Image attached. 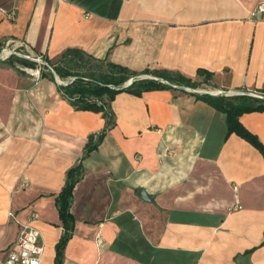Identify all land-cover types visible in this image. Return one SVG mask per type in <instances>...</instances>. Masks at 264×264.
<instances>
[{
	"label": "crops",
	"instance_id": "1",
	"mask_svg": "<svg viewBox=\"0 0 264 264\" xmlns=\"http://www.w3.org/2000/svg\"><path fill=\"white\" fill-rule=\"evenodd\" d=\"M261 2L0 0V50L52 63L73 49L192 79L203 69L213 78L202 86L260 93ZM58 86L0 68V261L31 221L41 264H54L63 233L55 200L81 163L63 264H264V158L227 136L224 114L188 90L122 92L111 102L114 126L86 154L106 121L76 110ZM239 121L264 145V112ZM141 188L152 202L138 198Z\"/></svg>",
	"mask_w": 264,
	"mask_h": 264
},
{
	"label": "trees",
	"instance_id": "2",
	"mask_svg": "<svg viewBox=\"0 0 264 264\" xmlns=\"http://www.w3.org/2000/svg\"><path fill=\"white\" fill-rule=\"evenodd\" d=\"M90 61L97 64L96 69L83 65L86 62L90 63ZM14 62L35 67V63L22 58H15L6 64L12 66ZM44 62L51 68V73L45 74L51 80L54 81V74L62 80L74 78L67 85L57 87L58 92L61 93L63 98L76 110L101 113L106 121L105 129L96 138L93 136L90 137L85 150L86 154L94 150L100 143L105 132L114 126V114L111 110V102L117 94L125 92L140 97L145 92L171 89L170 86L163 84L161 80L167 81L174 86L198 89L202 85H209L213 78L212 73L203 69L197 70L196 79L167 70L150 71L145 69L137 73L126 67L109 62L107 59L98 60L73 49L66 50L54 64L47 60H44ZM79 69L84 70L79 71ZM141 75H151L158 80L137 78ZM130 79H134L131 85L122 88ZM241 92L247 93V91ZM258 92L264 95V90ZM195 96L197 99L202 100L216 111L225 115L227 136L235 134L244 139L264 158V145L255 135L247 131L239 121L240 116L243 114L264 112V99L250 97L247 94L235 96L195 94ZM82 177L83 169L81 163L69 169L66 174L65 184L55 200L63 233L55 246L54 264H63L65 247L74 232L75 219L70 213L72 192L74 186Z\"/></svg>",
	"mask_w": 264,
	"mask_h": 264
},
{
	"label": "built area",
	"instance_id": "3",
	"mask_svg": "<svg viewBox=\"0 0 264 264\" xmlns=\"http://www.w3.org/2000/svg\"><path fill=\"white\" fill-rule=\"evenodd\" d=\"M256 13L258 15H264V2L258 4ZM24 56L30 59V61L39 62L40 58L34 57L32 55H21L16 50L4 48L0 50V61H4L7 56ZM33 76L38 75V71L33 73ZM74 79H71L73 81ZM66 83V82H65ZM221 93L222 91H218ZM247 94L250 97L264 99V95L261 93L255 92H235L234 94L229 95H242ZM229 95H219V96H229ZM11 216V215H10ZM97 243L100 245L101 239L97 237ZM44 248L41 244V235L38 229H36L31 221H28L26 224L20 226L19 233L17 235L16 241L9 249L4 260L0 261V264H41L43 259Z\"/></svg>",
	"mask_w": 264,
	"mask_h": 264
},
{
	"label": "rangeland",
	"instance_id": "4",
	"mask_svg": "<svg viewBox=\"0 0 264 264\" xmlns=\"http://www.w3.org/2000/svg\"><path fill=\"white\" fill-rule=\"evenodd\" d=\"M17 52L20 53L21 55H26V52H24V51L17 50ZM15 58H19V57L15 56V55L7 56V58L4 61H0V68H4V69H6L8 71H12L14 73H18V74H20L22 76H24V75L31 76L34 81L39 80L41 78V75H45V74L51 73L50 66H48L45 62L44 63H40V62L30 61V62L35 63V67H30V66H27V65H23V64L18 63V62H14V64L12 66L6 64L10 60H14ZM56 62L57 61H52V64H54ZM83 65H86V67H92L94 69H96V66H97V64L92 62V61H90V63L86 62ZM80 70H84V69H79V71ZM31 71H33V73L38 71V75L33 76ZM73 71H75V70H73ZM137 78H140V76L137 77ZM58 80L60 82H62V83H65V81H66V80H62V79H59V78H58ZM196 90H199V91L203 90V91H208V92H212V93L218 92V90H214V89H211V88H208V87H205V86H201L200 88H198ZM229 96H235V95H229Z\"/></svg>",
	"mask_w": 264,
	"mask_h": 264
},
{
	"label": "water",
	"instance_id": "5",
	"mask_svg": "<svg viewBox=\"0 0 264 264\" xmlns=\"http://www.w3.org/2000/svg\"><path fill=\"white\" fill-rule=\"evenodd\" d=\"M21 57L24 58V59L30 60V59H28L27 57H24V56H21ZM32 61H33V60H32ZM39 62H40V63H44V61H42V60L39 61ZM53 74H54V73H53ZM54 77H55V81H56L58 84L62 85V86H65V85H67L68 83H70V81H68L67 83H62V82H60L55 74H54ZM73 79H74V78H73ZM152 79H154V80H158L157 78H152ZM133 81H134V79H130L125 85H123L122 88H126V87H128L129 85H131V83H132ZM161 82H162L163 84L167 85V86H170V87H173V88H177V89H180V90H188V91H191V92H193V93H195V94H199V95L219 96V95H221V94H222V95H229V94H234L235 92H238V91H222L221 93H219V92L212 93V92L203 91V90L199 91V90H196V89H190V88H188V87H184V86H174V85H172V84H170L169 82L164 81V80H161ZM137 196H138V198L142 199V200L145 201V202H152V201H153V199H152L149 195L146 194V191H145L143 188H141V189L138 190Z\"/></svg>",
	"mask_w": 264,
	"mask_h": 264
}]
</instances>
